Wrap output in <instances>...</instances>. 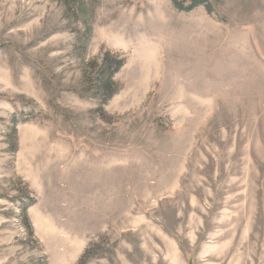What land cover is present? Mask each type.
Masks as SVG:
<instances>
[{
    "label": "rangeland",
    "instance_id": "rangeland-1",
    "mask_svg": "<svg viewBox=\"0 0 264 264\" xmlns=\"http://www.w3.org/2000/svg\"><path fill=\"white\" fill-rule=\"evenodd\" d=\"M191 1L0 0V264H264V0Z\"/></svg>",
    "mask_w": 264,
    "mask_h": 264
},
{
    "label": "trees",
    "instance_id": "trees-1",
    "mask_svg": "<svg viewBox=\"0 0 264 264\" xmlns=\"http://www.w3.org/2000/svg\"><path fill=\"white\" fill-rule=\"evenodd\" d=\"M171 1L177 9H181V10H184L185 8L192 9L197 5L196 4L197 1L195 3L194 1L193 2L191 1L188 5H184L185 0H171ZM75 6H76L75 9L77 8L79 12H84L86 3L75 2ZM124 62L125 59L122 56H119L118 54L114 55L110 53H105V55L102 57L100 62L101 64L99 66L101 77L97 80L98 84L95 85L94 87L95 92H97L100 97L101 103H104L107 100H109L118 89V83L114 81L113 77L116 74V72L120 69V67L124 64ZM33 203L34 200H31L29 204L23 205L21 208L22 219L24 220L25 226L28 227L30 237H32L33 231H32V227H30L29 225L26 209L28 206L32 205ZM88 252H89L88 249L82 252V255L80 256V259L78 260L77 264H84V262L89 257Z\"/></svg>",
    "mask_w": 264,
    "mask_h": 264
}]
</instances>
